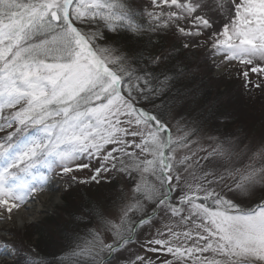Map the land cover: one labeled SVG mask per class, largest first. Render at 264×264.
<instances>
[{
    "label": "snow or ice",
    "instance_id": "6c2138e0",
    "mask_svg": "<svg viewBox=\"0 0 264 264\" xmlns=\"http://www.w3.org/2000/svg\"><path fill=\"white\" fill-rule=\"evenodd\" d=\"M197 49L264 94V0H0V222L106 182L55 264H264V136L213 134L170 64Z\"/></svg>",
    "mask_w": 264,
    "mask_h": 264
},
{
    "label": "rangeland",
    "instance_id": "374dc122",
    "mask_svg": "<svg viewBox=\"0 0 264 264\" xmlns=\"http://www.w3.org/2000/svg\"><path fill=\"white\" fill-rule=\"evenodd\" d=\"M135 2L139 4L141 3V0H135ZM164 47H168L167 42H165ZM183 53L182 60L184 68L187 69L186 73L189 76L182 80V84L185 89H193L195 90V93H198L197 106H209L207 103L203 104L205 100H209L210 102L211 99L217 100L216 106L214 107V116L217 118L216 115L220 114V118L218 119V122L213 125V128H218L220 131L218 133L214 132L213 134L221 135L233 133L235 136L243 138L246 143L249 140H252L253 142L258 141L264 136V94L259 91L252 93L246 92L242 87L241 80L237 78L235 72L229 74L228 70L218 71L211 56L203 50L197 49L192 52L185 51ZM207 90L210 92L209 99H205L204 96V92ZM223 117H226L227 119H222ZM204 143L205 146H207V141ZM56 180L59 184H62L61 179L57 178ZM112 180L116 181L115 188L121 186L122 182L120 177L113 176ZM65 196L66 194L63 195L62 199L58 200L50 211H44L45 213L41 212L36 220L27 221L22 227H20L16 219V214L19 210L14 211L10 222H0V240L8 239L11 242H14L17 250L20 249L18 248L20 245H24L21 247L20 250H22V252L20 251V253L27 252L28 254H33L34 252L26 249L25 245L30 249H33V246L35 245L36 247L39 245L41 248L43 247L50 257H58L61 254L59 258L62 256L65 258V252L69 244L68 241L70 240L58 237L57 232H54V224L52 226H47L46 230L50 234V238L48 237L49 239H43L41 236L34 235L31 242H25L22 238L27 232H32V228L40 225L47 217L51 216L55 219L56 224H62V218L58 215L55 216L54 214H56V210L63 206L66 205V207H69L71 203L76 204L80 201V198L85 203L88 199L102 202L105 198L111 202L113 191L106 186L105 182L100 186L84 185L79 189L74 188V191L71 194V199L69 198L71 203L67 202L66 204V201L63 200ZM244 203L246 205L247 201ZM25 219H27V217H25ZM156 226L159 227L160 225L157 224ZM27 229H29V231ZM154 230L155 229L153 228L152 231ZM147 231L148 230L146 229L143 234H140L141 239L147 234ZM80 235L83 237L84 233L81 231ZM18 240L20 241V245L18 244ZM21 240H23V244H21ZM38 249L39 248H37V250ZM18 254L19 252H16L12 259L0 255V264H13ZM50 257L48 259H50ZM54 258L55 257H53L52 260L50 259V261L48 260L47 264H55ZM59 258H57V260ZM109 264H119V262L117 258L114 257Z\"/></svg>",
    "mask_w": 264,
    "mask_h": 264
},
{
    "label": "trees",
    "instance_id": "16d2710c",
    "mask_svg": "<svg viewBox=\"0 0 264 264\" xmlns=\"http://www.w3.org/2000/svg\"><path fill=\"white\" fill-rule=\"evenodd\" d=\"M183 54L174 53V55L177 58L173 59L172 61H170V64L171 65H177L179 67H183L184 68V63H183V60H182ZM188 76L189 75L186 73L182 80H184V78L186 79ZM209 95H210L209 90L204 92L205 99H209ZM205 103L209 104L210 106H212L214 108L216 106L217 100L216 99H211V102L209 100H205V102L203 104H205ZM216 117L219 119L220 118V114L216 115ZM214 118H215V116H214ZM225 118L226 117H223L222 119H225ZM72 192L70 194H66V196L64 197L63 200L66 201V204H67V202H70L69 198L71 199ZM79 200L80 201L77 202L76 204H73V203L70 202L71 204H70L69 207H66V205H65L62 208L56 210V214H54V215L55 216L58 215L59 217L62 218V221H63L62 224L58 225V223L57 224L55 223V219L54 218H52L51 216L47 217V218H45L42 221V223L40 225L35 226V228H32V232H30L29 229H27L29 232H27L24 235L25 238L23 237L22 239L25 240V242H28V241L31 242L32 241L31 239H32V237L34 235L41 236L43 239H49L50 238V234L47 232L46 229H47V226H50V225L52 226L54 224L53 225L54 226V232L55 231L57 232L58 237L65 238V240H68L69 237L73 235L72 228L69 225V215L68 214L72 213V212H75L78 208H80V206L82 204L85 203L84 201H82L81 198ZM55 216H53V217H55ZM23 240H21V241H23ZM16 242H17V240H16ZM46 242H48V241H46ZM68 242L70 243V241H68ZM18 244L20 245V241L19 240H18ZM23 246L24 245H20L18 248L21 249V247H23ZM38 246L39 245H37V247H36V245L33 246V250H34L33 254H28L27 252L26 253H20V251L22 252V250H20V249L17 250V252H19V254H18L16 260L13 262V264H25V262L28 261V260L35 261L36 262L35 264H47L48 260L50 261V259L52 260V258L55 257L54 261H56L57 258H59L60 255H61V254L60 255L58 254L59 255L58 257L57 256L50 257V255L43 249V247L41 248L40 246L39 247ZM25 248L30 250V248H28L26 245H25ZM37 248H39V249L37 250ZM24 257H25V259H24ZM49 257H50V259H48ZM59 259H64V257L62 256Z\"/></svg>",
    "mask_w": 264,
    "mask_h": 264
},
{
    "label": "bare ground",
    "instance_id": "6f19581e",
    "mask_svg": "<svg viewBox=\"0 0 264 264\" xmlns=\"http://www.w3.org/2000/svg\"><path fill=\"white\" fill-rule=\"evenodd\" d=\"M59 182L54 180L49 188L50 192L41 194L38 199L32 201L26 208H21L16 214V219L20 227L26 224L27 221L36 220L41 212L50 211L52 207L58 202L59 199L55 198L51 193L59 191ZM44 212V213H45ZM27 217V219H25Z\"/></svg>",
    "mask_w": 264,
    "mask_h": 264
}]
</instances>
